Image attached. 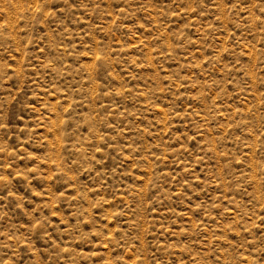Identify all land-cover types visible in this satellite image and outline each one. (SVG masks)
Returning a JSON list of instances; mask_svg holds the SVG:
<instances>
[{
  "label": "rangeland",
  "instance_id": "obj_1",
  "mask_svg": "<svg viewBox=\"0 0 264 264\" xmlns=\"http://www.w3.org/2000/svg\"><path fill=\"white\" fill-rule=\"evenodd\" d=\"M0 264H264V0H0Z\"/></svg>",
  "mask_w": 264,
  "mask_h": 264
}]
</instances>
